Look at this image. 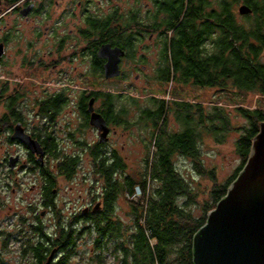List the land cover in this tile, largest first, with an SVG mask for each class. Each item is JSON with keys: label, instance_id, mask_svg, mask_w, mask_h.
<instances>
[{"label": "flooded vegetation", "instance_id": "1", "mask_svg": "<svg viewBox=\"0 0 264 264\" xmlns=\"http://www.w3.org/2000/svg\"><path fill=\"white\" fill-rule=\"evenodd\" d=\"M204 1L212 12L213 0ZM179 7L180 0H0V141L20 149L19 154L8 156L17 158L12 168L8 159L2 161L13 172L22 168L21 156L26 158L23 167L35 178L39 201L31 222L24 225L43 228L42 232L27 230L29 235L18 250L21 256L27 245H40L48 250L42 264L59 261L58 248L51 246L56 231L54 225L52 229L45 225V219L53 224L79 221L78 231H84L80 240L85 235L81 222L98 215L117 216L105 212L99 167L92 157L113 164L120 158L116 180L131 177L123 158L127 150L123 144L118 148L115 137L118 130L121 136L129 134L134 122L130 109L118 105L119 93L101 87L133 88L134 82L146 84L151 72L160 71L165 29L175 22ZM103 46L115 50V77H105L107 58L99 54ZM92 116L102 124L93 125ZM143 131L140 144L146 153L148 133ZM82 157L88 159L87 166L80 165ZM50 159L55 164L50 165ZM67 159L74 160L69 176L58 171ZM77 170L83 172L82 184L90 173L92 181L87 188L75 190L74 202H66L58 190L59 179L74 183ZM52 176L56 182L50 186L46 178ZM73 189L69 187L70 193ZM120 199L128 205L130 198L123 191L116 205ZM57 200L71 205L67 214L57 210ZM4 234L0 230V245L10 236ZM29 259L38 263L34 254Z\"/></svg>", "mask_w": 264, "mask_h": 264}, {"label": "trees", "instance_id": "2", "mask_svg": "<svg viewBox=\"0 0 264 264\" xmlns=\"http://www.w3.org/2000/svg\"><path fill=\"white\" fill-rule=\"evenodd\" d=\"M238 4H246L251 9L240 20L233 11ZM162 51L165 55L162 68L155 75L158 82L222 90L230 87L239 94L253 93L264 98V0H213L210 13L204 0H180L175 22L165 29ZM131 101L136 104L134 99ZM148 103V108L140 110L139 122L144 124V129H153L148 138L153 149L150 151L148 144L137 178L125 176L119 182L115 172L122 167L120 158L113 164L107 163V158L92 157L99 167L105 212L113 215L116 200L122 197L123 191L130 198L137 187L142 196L135 202L126 200L130 222L125 225L117 216L108 219L103 215L81 222L85 225V234L90 231L95 236L94 252L87 259L89 264L92 261L103 264L107 253L112 256L113 264H193L192 238L243 168L259 123L264 121L259 109H237L245 121L235 143L240 164L230 178L217 184L214 172L206 171L199 160L198 144L203 132L211 133L219 142L218 136L231 131L232 122L226 111L212 106L205 112L200 104L174 100L168 104L164 99L153 97ZM167 112L173 114L179 131H167ZM175 156L190 159L196 172L207 175L213 182L205 204L199 206L194 201L190 184L175 167ZM73 164L74 160L67 159L58 171L69 176ZM46 181L51 186L56 178L52 176ZM138 201L145 204L139 205ZM79 224L77 220L55 222L56 234L51 246L57 247L61 255L56 264H69L75 255L76 241L79 234H84L83 230L79 233ZM29 230L42 232L43 228L29 226ZM145 231L155 240L154 246L150 245ZM47 252L40 245L29 244L21 254L29 258L34 254L38 263L30 264H42ZM0 264H4L1 256Z\"/></svg>", "mask_w": 264, "mask_h": 264}, {"label": "rangeland", "instance_id": "3", "mask_svg": "<svg viewBox=\"0 0 264 264\" xmlns=\"http://www.w3.org/2000/svg\"><path fill=\"white\" fill-rule=\"evenodd\" d=\"M238 6L239 4L235 5L233 11L237 19L240 20L241 16L237 13ZM262 60L264 61V52ZM118 86H120V84ZM101 89L119 93L120 97L117 99L118 105L130 109L129 116L134 122L133 129L129 134H125V136H121V131L118 130L115 142L117 143L118 148L123 144L127 150L124 152L123 158H125L128 164L129 173L134 178H137L141 172V163L145 155L142 145L140 144V137H142V134L144 133V124H140V110L149 107L148 99L151 97L164 99L168 104L173 100L187 102L190 105L200 104L205 109V112L212 106H220L226 111L232 122L231 131L223 136H218L217 138L220 140L219 142L216 141L211 133L203 132L198 144L199 160L206 171L214 172L217 184H222L230 178L240 164L241 159L236 153L235 143L239 138L241 127L245 124V121L239 116L237 109H259L264 114V98L260 95L253 93L239 94L230 89V87L222 90L218 88H199L192 86L191 84L182 85L176 84L175 82L164 84L158 82L156 76L153 75L152 72L149 81L146 84L134 82L133 88H109L102 86ZM131 98L135 100L136 104L131 101ZM166 121L168 132L174 133L180 130V126L176 123L171 112H167ZM146 132L148 133L149 138L153 129L149 127ZM147 140V143L149 144L150 141L149 139ZM149 148L150 151H152L153 147L151 144H149ZM15 153L19 154L20 149L15 145L11 146L0 141V230L5 233L4 236L10 234L9 238L5 240L6 244L0 245V256L3 259L4 264H30L29 256H21L18 250H20L21 245L26 237H28L27 235H29V231H27L29 226L27 227L24 224L31 222V219L33 218L32 209L37 208L39 198L37 195L35 178L25 170V167H23L24 164H26L23 163L26 161L24 156H21V160L23 161L22 168L18 167L13 172H9L7 170V163H5L4 167L2 161L4 160V157L5 159H8L9 155L14 156ZM87 162L88 159L82 157L80 165L87 166ZM173 162L178 172L187 180L192 191L195 193L194 201H196L199 206H201L202 203L205 204V201L209 200V192L213 186V182L207 175H199L193 167L190 159L175 156ZM49 163L50 165H53L55 164V161L50 159ZM81 173H83L81 170H77L78 176L74 183L67 184L64 182L63 178L59 179V184L57 185L58 190L62 196L61 198H64L66 202L68 200L74 202V199L77 198L75 190H79L80 187H84V189L87 188L89 186V181H92L90 173L88 176L89 180H87L85 184H82V179L80 178ZM69 187L74 188L72 190V193L74 194L70 193ZM64 189L67 190L68 193L63 192ZM137 190L138 189H134V191H136L135 196L139 194L138 192H140V196H142L141 190ZM134 198L139 200L137 197ZM129 200L136 201L131 197ZM124 201L125 200L120 199V202L116 205L115 212L118 219L125 225L130 222V218L129 215H127L129 212L128 205H126ZM141 204L144 205L145 203L139 202V205ZM69 206L71 205L57 200V210H62L61 212L63 215L68 213ZM195 214L198 215L199 211H195ZM18 222H20L19 225L16 224ZM44 223L48 228L55 224H53L52 219H45ZM140 223L141 225L143 224L142 222ZM17 227H19V230L24 231H17L20 232L17 234L20 240L14 238ZM94 238L95 236L93 234L87 232L80 238V240L76 241V253L70 258L69 264H89L87 263V259H89L91 256L90 254L94 252V244L92 242ZM150 244L154 246L155 240L150 239ZM92 264H95L94 261H92ZM103 264H113L112 256L109 253L105 254Z\"/></svg>", "mask_w": 264, "mask_h": 264}, {"label": "water", "instance_id": "4", "mask_svg": "<svg viewBox=\"0 0 264 264\" xmlns=\"http://www.w3.org/2000/svg\"><path fill=\"white\" fill-rule=\"evenodd\" d=\"M237 13L248 15L251 9L240 4ZM99 54L107 58L105 77L117 76L115 50L103 46ZM97 118L92 116L91 123L100 126L102 120ZM16 162V157L9 158L11 168ZM192 263L264 264V121L259 123L243 168L194 234Z\"/></svg>", "mask_w": 264, "mask_h": 264}, {"label": "built area", "instance_id": "5", "mask_svg": "<svg viewBox=\"0 0 264 264\" xmlns=\"http://www.w3.org/2000/svg\"><path fill=\"white\" fill-rule=\"evenodd\" d=\"M136 189L139 190V188H135V190H136ZM138 190H137V191H138ZM135 193H136V191H134V195L131 197L132 199L136 200V198H134V197H137V198H140V197H141V196H140V195H141L140 192H138L139 194H138L137 196H135V195H136ZM137 200H138V199H137ZM145 234H146V236L149 238V233H148L147 231H145ZM149 239H150V238H149ZM149 243H150V240H149ZM150 245H151V244H150ZM151 246H152V245H151Z\"/></svg>", "mask_w": 264, "mask_h": 264}]
</instances>
